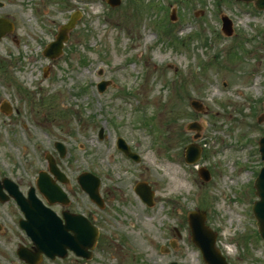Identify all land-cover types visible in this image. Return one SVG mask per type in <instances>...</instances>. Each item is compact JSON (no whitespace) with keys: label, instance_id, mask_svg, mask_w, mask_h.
Returning <instances> with one entry per match:
<instances>
[{"label":"rangeland","instance_id":"obj_1","mask_svg":"<svg viewBox=\"0 0 264 264\" xmlns=\"http://www.w3.org/2000/svg\"><path fill=\"white\" fill-rule=\"evenodd\" d=\"M30 2L0 0V16L14 26L0 38V104L12 108L0 110V174L32 185L48 151L73 177L98 175L109 206L93 264H206L190 240V210L206 212L229 264H264L250 218L264 133V10L238 0H39L36 20ZM74 9L63 54L45 58L42 46ZM221 14L233 22L231 36ZM102 79L110 83L100 93ZM192 121L201 126L197 139L186 128ZM117 136L138 163L117 150ZM54 141L65 145L63 158ZM191 142L201 153L187 164ZM140 180L154 192L152 207L133 190Z\"/></svg>","mask_w":264,"mask_h":264},{"label":"flooded vegetation","instance_id":"obj_2","mask_svg":"<svg viewBox=\"0 0 264 264\" xmlns=\"http://www.w3.org/2000/svg\"><path fill=\"white\" fill-rule=\"evenodd\" d=\"M4 177L14 180L6 174H0V264H93L96 259L95 251L103 242L102 223L106 222L100 212L109 206L108 198L102 191L98 205L80 188L76 176H70L63 182L52 177L55 184L64 191L63 197L54 195L50 198L45 191H34L44 208L41 212L40 229L51 231L50 234L40 236L50 241L55 238L56 246L61 248L54 256H46L34 248L26 233V205L34 206L29 197L30 184L26 186L21 181L14 180L21 191L16 193L10 184L3 182ZM79 215L83 217L86 228H96L98 231L93 249L88 244L82 245V252L87 256L76 255L69 247L76 236L74 230ZM89 238L90 234L85 238L83 232L81 243L88 242Z\"/></svg>","mask_w":264,"mask_h":264},{"label":"water","instance_id":"obj_3","mask_svg":"<svg viewBox=\"0 0 264 264\" xmlns=\"http://www.w3.org/2000/svg\"><path fill=\"white\" fill-rule=\"evenodd\" d=\"M246 2H254V5L258 9L264 8V0H243ZM119 0H111V4L115 5L118 4ZM75 18H73L66 26L62 28L61 33L59 34L58 41L56 43H53L49 47V51H47V54L51 57L56 56L60 52L61 48V41L67 39L66 29L71 28L74 25ZM223 21V29L226 32V34L231 33V23L230 20L226 17H222ZM9 28L5 25V22L0 19V37L8 31ZM106 86V81H102L98 84L99 91L104 90ZM197 110L200 109V104H198L196 101H192L191 103ZM189 129H200V126L196 122H192L188 124ZM198 134H195V137H197ZM121 145V143H120ZM259 150L261 153V158L264 161V136L260 138L259 140ZM199 157V148L196 147L194 144H191L186 149V160L188 162H193ZM50 160V158H49ZM53 168V166H52ZM86 174H82L80 177H85ZM200 176L204 180L209 179L208 171L205 168L200 169ZM82 185L85 187V184H83V179H80ZM42 179L40 178L38 181V185H41ZM86 183V181H85ZM254 186L256 188V194L260 197V200H258L254 205V211L258 218L259 225H260V232L264 238V166L261 168ZM97 182L95 181V189L93 192V195L95 198L98 197L97 194ZM135 191L141 196V198L146 201L148 204H151V197L153 195L152 191H150V187L148 184L144 181L138 182L135 186ZM92 193V192H91ZM205 221V212L204 211H192L188 213V222L191 228V238L196 243L197 246L200 247V249L203 252L204 259L209 264H227L224 256L221 255L219 250L215 247V238L216 234L204 224ZM169 264H178L176 262H171Z\"/></svg>","mask_w":264,"mask_h":264}]
</instances>
